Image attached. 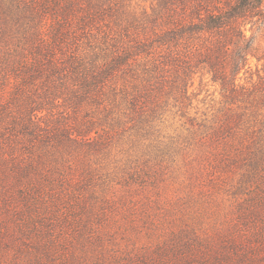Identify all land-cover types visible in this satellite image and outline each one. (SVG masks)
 <instances>
[{
	"label": "trees",
	"instance_id": "obj_1",
	"mask_svg": "<svg viewBox=\"0 0 264 264\" xmlns=\"http://www.w3.org/2000/svg\"><path fill=\"white\" fill-rule=\"evenodd\" d=\"M145 1L0 0V161L32 154L62 164L66 156L52 171L71 183L78 151L84 181L106 171L107 158L113 170L123 161L120 172L144 178L181 159L194 178L207 170L223 183L221 172H238L234 194L248 193L243 214L259 220L250 208L264 198V0ZM250 57L255 80L245 76ZM195 76L219 85L209 114L190 112ZM177 117L180 128L166 130ZM260 220L254 232L264 248ZM218 233L197 245L222 251ZM175 238L151 250L195 251ZM246 238L232 237V248L258 249Z\"/></svg>",
	"mask_w": 264,
	"mask_h": 264
},
{
	"label": "rangeland",
	"instance_id": "obj_2",
	"mask_svg": "<svg viewBox=\"0 0 264 264\" xmlns=\"http://www.w3.org/2000/svg\"><path fill=\"white\" fill-rule=\"evenodd\" d=\"M249 63L251 70L245 76L255 80V58L250 57ZM257 67H262V61ZM259 73L263 74L261 69ZM189 91L197 92L193 101L197 110L191 114H209L222 99L219 85L206 77L200 81L195 76ZM176 119H168L166 130L180 128L183 118ZM78 153L72 155L77 164L70 171L71 180L77 182L71 183H57V172L52 171L66 165V156L62 164L48 160L43 164L32 154L0 161V264H264V248L258 246L254 232L264 216V198L251 203L259 220L251 212L243 214L242 208L250 202L244 200L250 197L246 192L234 194L232 184L239 183L238 172H221V178L227 176L223 183L207 170L200 179L195 174L197 179L176 159L161 163L159 172L146 179L120 172L123 161L113 170L114 163L107 158L102 161L107 170H97L84 181L80 176L85 155ZM52 178L54 186L49 183ZM217 232L224 234L222 251L197 245L199 240L221 237ZM238 233L255 241L251 244L258 249H248L245 242L234 250L230 241ZM174 236L192 243L195 251L179 254L169 247L160 257L151 250L158 243L170 246Z\"/></svg>",
	"mask_w": 264,
	"mask_h": 264
}]
</instances>
